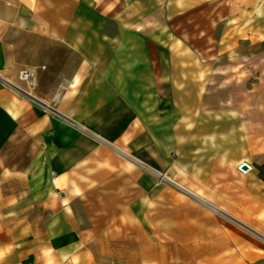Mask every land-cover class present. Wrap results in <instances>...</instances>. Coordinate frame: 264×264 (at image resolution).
Instances as JSON below:
<instances>
[{
  "label": "crops",
  "instance_id": "1",
  "mask_svg": "<svg viewBox=\"0 0 264 264\" xmlns=\"http://www.w3.org/2000/svg\"><path fill=\"white\" fill-rule=\"evenodd\" d=\"M242 3L264 0H0V264L81 260L103 204L133 218L121 196L160 172L187 181L202 240L264 248V103L228 55Z\"/></svg>",
  "mask_w": 264,
  "mask_h": 264
},
{
  "label": "rangeland",
  "instance_id": "2",
  "mask_svg": "<svg viewBox=\"0 0 264 264\" xmlns=\"http://www.w3.org/2000/svg\"><path fill=\"white\" fill-rule=\"evenodd\" d=\"M225 1L228 4L229 0ZM236 3L235 11L240 6L239 2ZM242 6L241 22L233 16L230 18L229 38L233 47L228 55L233 58V66L239 55L248 58L247 63L244 62L248 80L242 82L237 77L232 86L241 89V93L248 97V107H254L257 103H264L256 98V93L264 94V28H261L264 25V5L260 13L256 11L255 3H242ZM239 73V69L232 71L233 76ZM151 179V192L146 196L138 191L121 196L127 202L135 200L137 206L141 204L142 210L136 211L133 218L127 219L123 212L119 214L114 208L111 210V204H103L102 210L96 214L98 226L92 228L93 233L97 231L98 239L102 234V239L89 241L86 256L81 260L73 259L72 264H264V248L256 247V241L241 246L245 231L239 227H233L228 233L231 246L217 241L207 242L198 236V228L192 226L194 211L191 206L200 203L192 194H186L191 193L186 180H177L171 177V173L161 172L153 173ZM215 215L229 220L224 212L217 211Z\"/></svg>",
  "mask_w": 264,
  "mask_h": 264
},
{
  "label": "built area",
  "instance_id": "3",
  "mask_svg": "<svg viewBox=\"0 0 264 264\" xmlns=\"http://www.w3.org/2000/svg\"><path fill=\"white\" fill-rule=\"evenodd\" d=\"M18 79L26 86V90L21 92L31 98V91L33 90L36 83V75L34 70L31 68H26L19 71Z\"/></svg>",
  "mask_w": 264,
  "mask_h": 264
},
{
  "label": "trees",
  "instance_id": "4",
  "mask_svg": "<svg viewBox=\"0 0 264 264\" xmlns=\"http://www.w3.org/2000/svg\"><path fill=\"white\" fill-rule=\"evenodd\" d=\"M255 168L258 171V176L260 179L264 180V175H262V172H264V164L260 165V166H255Z\"/></svg>",
  "mask_w": 264,
  "mask_h": 264
},
{
  "label": "water",
  "instance_id": "5",
  "mask_svg": "<svg viewBox=\"0 0 264 264\" xmlns=\"http://www.w3.org/2000/svg\"><path fill=\"white\" fill-rule=\"evenodd\" d=\"M249 169H250V166L248 164H246V163H242V164L239 165V170H241V171L245 172V171H247Z\"/></svg>",
  "mask_w": 264,
  "mask_h": 264
}]
</instances>
